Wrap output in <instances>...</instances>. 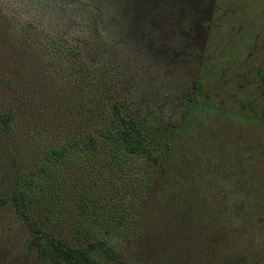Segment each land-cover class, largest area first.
I'll return each mask as SVG.
<instances>
[{
	"label": "trees",
	"instance_id": "obj_1",
	"mask_svg": "<svg viewBox=\"0 0 264 264\" xmlns=\"http://www.w3.org/2000/svg\"><path fill=\"white\" fill-rule=\"evenodd\" d=\"M151 1L138 0L144 29L161 13ZM83 45L0 14V212L22 227L19 251L32 264H248L221 216L227 194L197 182L196 151L176 146L198 102L183 132L118 91L116 63Z\"/></svg>",
	"mask_w": 264,
	"mask_h": 264
},
{
	"label": "rangeland",
	"instance_id": "obj_2",
	"mask_svg": "<svg viewBox=\"0 0 264 264\" xmlns=\"http://www.w3.org/2000/svg\"><path fill=\"white\" fill-rule=\"evenodd\" d=\"M143 4L138 0H0V14L12 16L17 26L29 21L46 32L65 34L73 42L84 41L88 53L116 63L118 91L131 87L138 103L166 107L162 118L168 117V108L175 105L170 118L178 119L176 97L191 89L197 72L200 91L193 113L194 130L189 131L186 140L179 144L176 141V146L182 156L195 150L222 165L215 172H200L197 182L214 183L220 187L214 191L216 195L227 194L222 203L226 210L221 212L229 220L227 235H233L238 248L244 251L245 263L264 264V82L256 73L264 66V0H216L208 36L205 41L198 39L199 46L207 44L209 53L216 48V55L219 51L222 57L224 52L239 62L244 60L245 81L237 76L229 81L220 72L211 75L196 70L197 61L187 55L194 40L190 35L183 38L184 23L160 13L154 17L159 24L141 28L136 16ZM228 63L218 66L224 70ZM234 69L233 74L238 75L239 70ZM69 74L67 71L62 76L63 86ZM251 112L255 119L245 120L244 114L252 116ZM196 179L194 173L190 180ZM3 230L10 237L12 249L5 248V254L10 255L6 259L1 252V264H32L29 254L18 249L22 227L11 223L9 214L0 212V239Z\"/></svg>",
	"mask_w": 264,
	"mask_h": 264
},
{
	"label": "flooded vegetation",
	"instance_id": "obj_3",
	"mask_svg": "<svg viewBox=\"0 0 264 264\" xmlns=\"http://www.w3.org/2000/svg\"><path fill=\"white\" fill-rule=\"evenodd\" d=\"M214 3L216 4V0H152L151 5L148 7H150L152 10L157 9L161 11V13H163L165 16L167 15L170 18V20L178 19L180 23L181 22L182 24L184 23V27L181 30V32L183 33V38L186 39L187 36L190 35V39L194 40L193 42L190 43L194 47L191 48L187 52V55H189L192 59H195L197 61L196 70H200L202 73L207 71V73L211 75L213 74L217 75L220 72L219 74H221L223 78L225 74L228 77L227 80L229 81H233V79L234 78L236 79L237 77H240L243 79V81H245L247 80L245 76L246 73H242V72H247V71H244V69H246V67L244 66L245 64L244 60L239 62L237 61L236 57L230 56L228 55V53L225 54L224 52H223V57H222L219 55L220 54L219 51L216 55L214 54L215 50H217L216 48H213L211 50L210 53H213V54L210 55L209 48H207V44L206 46L205 44L203 45V42H202V45L200 46L198 44L199 38H200V42L202 40L203 41L206 40V37L208 36L209 28L213 25L212 24L213 13L216 9V6L214 5ZM186 10L190 12L189 15H187ZM155 16H156V13H153L152 19H151L152 21L150 24L157 22V21L154 22ZM170 20H166L165 22L167 24H169V22L172 23L173 20L172 21ZM159 23L160 22H157V24ZM132 34H134V29L132 31ZM244 36H247V35H244ZM246 38H249V37H246ZM221 62H226V63L229 62L230 64L228 63V66H226L223 70L222 68L218 66L219 63ZM236 63H237V67H233V65H235ZM234 68H237L239 70L238 75L235 73L233 74V71H235ZM229 69L232 73H229ZM256 73H258L260 76V82H264V66H262L261 69L256 70ZM193 77H194V80H193L191 89L181 92L176 97V100H177L176 103L178 105L177 106L178 119L180 123L183 125L185 124L184 122L186 118V108L192 102L193 103L196 102V95L198 94L197 83H196L197 72L196 74L193 75ZM243 105L244 107H248L247 103L245 104L243 102ZM164 106L165 104H161V107H164ZM220 106L221 105L219 102L217 108H219ZM157 108H159V110L167 109L166 107L160 108L158 106ZM174 109H175V105H171V108H168L169 118L167 116L165 117L169 121H173L171 120L170 117L172 116L171 112H173ZM164 114L166 113L164 112ZM184 131H185V125H184L183 132ZM224 149H220L221 153L224 152ZM189 153H191V151ZM218 157H220V155ZM195 159L196 160L193 163V168L194 170L196 169V171H199V172H206V171L215 172V170L218 171L222 167V165L216 163V160L213 159L212 156L211 157L204 156L201 152H198V151H196Z\"/></svg>",
	"mask_w": 264,
	"mask_h": 264
}]
</instances>
